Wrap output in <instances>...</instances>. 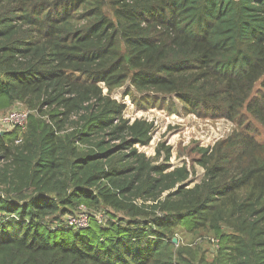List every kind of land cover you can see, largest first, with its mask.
<instances>
[{
    "label": "trees",
    "instance_id": "1",
    "mask_svg": "<svg viewBox=\"0 0 264 264\" xmlns=\"http://www.w3.org/2000/svg\"><path fill=\"white\" fill-rule=\"evenodd\" d=\"M124 86L140 110L174 98L236 129L170 171L164 143L162 164L138 153L153 125L123 117ZM11 111L27 117L0 134V264H264V0H0Z\"/></svg>",
    "mask_w": 264,
    "mask_h": 264
},
{
    "label": "rangeland",
    "instance_id": "2",
    "mask_svg": "<svg viewBox=\"0 0 264 264\" xmlns=\"http://www.w3.org/2000/svg\"><path fill=\"white\" fill-rule=\"evenodd\" d=\"M125 86L114 90L110 94L112 99L125 106L123 117L128 119L131 123L140 119L152 123L153 125L150 143L145 147L137 146L138 153L151 159L154 164H162L163 154H161L158 159H155V150L157 145L164 143V145L171 150V157L167 163L170 166V171L184 164L190 168V158L182 151L183 148L189 147L193 142H198L200 147L213 146L216 141L225 139L236 129L235 124L223 119H201L191 114H184L181 110V105L174 98L165 99V105L163 108L155 103V106L150 107L147 110H140L136 107L130 96L124 95L127 88ZM103 93L107 94L105 88H103ZM133 96L136 98L140 97L137 94H133ZM169 101L170 103L168 104ZM171 103L174 106L173 113L168 111ZM11 112L0 113L1 134L11 129L6 128L7 125L3 123V119L8 117ZM18 124H22V119L18 121ZM257 131L258 134H260L258 138L260 140L263 139L264 130L257 127ZM202 177L203 170L196 166L195 173L189 178L192 181L191 186L195 183H199ZM75 217L78 218L80 215H76ZM67 218H65L64 224H66ZM56 237L59 238L60 233H57ZM189 241L190 238L188 237L187 239L182 238V243H188ZM204 244L207 245L206 243Z\"/></svg>",
    "mask_w": 264,
    "mask_h": 264
},
{
    "label": "built area",
    "instance_id": "3",
    "mask_svg": "<svg viewBox=\"0 0 264 264\" xmlns=\"http://www.w3.org/2000/svg\"><path fill=\"white\" fill-rule=\"evenodd\" d=\"M27 117V112H15L12 111L11 114L3 119V123L7 125L6 128H14V127H23L25 120ZM22 119V124H18V121ZM76 215H80V217L76 218ZM74 217L68 216L66 225H68L70 228L73 229H84L87 227L88 221H89V213L84 207H79L78 212L74 215ZM96 220L100 222L102 220L101 216H96Z\"/></svg>",
    "mask_w": 264,
    "mask_h": 264
},
{
    "label": "water",
    "instance_id": "4",
    "mask_svg": "<svg viewBox=\"0 0 264 264\" xmlns=\"http://www.w3.org/2000/svg\"><path fill=\"white\" fill-rule=\"evenodd\" d=\"M172 242H173V244H176L177 243V240L176 239H173Z\"/></svg>",
    "mask_w": 264,
    "mask_h": 264
}]
</instances>
